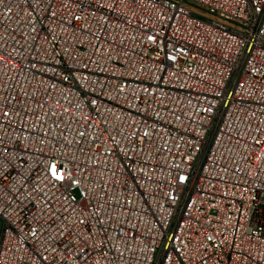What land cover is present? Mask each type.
Listing matches in <instances>:
<instances>
[{
  "label": "built area",
  "instance_id": "2783aa9c",
  "mask_svg": "<svg viewBox=\"0 0 264 264\" xmlns=\"http://www.w3.org/2000/svg\"><path fill=\"white\" fill-rule=\"evenodd\" d=\"M0 264H264V0H0Z\"/></svg>",
  "mask_w": 264,
  "mask_h": 264
},
{
  "label": "rangeland",
  "instance_id": "374dc122",
  "mask_svg": "<svg viewBox=\"0 0 264 264\" xmlns=\"http://www.w3.org/2000/svg\"><path fill=\"white\" fill-rule=\"evenodd\" d=\"M0 228H1V220H0Z\"/></svg>",
  "mask_w": 264,
  "mask_h": 264
}]
</instances>
